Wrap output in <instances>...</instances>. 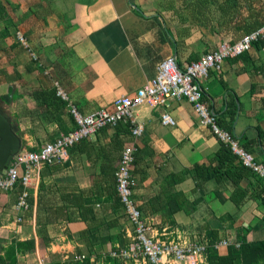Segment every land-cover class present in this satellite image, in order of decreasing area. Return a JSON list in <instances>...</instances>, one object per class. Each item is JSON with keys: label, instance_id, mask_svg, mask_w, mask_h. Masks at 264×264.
Instances as JSON below:
<instances>
[{"label": "crops", "instance_id": "0c3cea01", "mask_svg": "<svg viewBox=\"0 0 264 264\" xmlns=\"http://www.w3.org/2000/svg\"><path fill=\"white\" fill-rule=\"evenodd\" d=\"M0 1L11 19L7 27L0 16V110L15 127L21 152L38 151L73 130L72 108L81 114L111 110L116 97L134 96L164 59L174 57L184 67L253 31L256 21L264 24V0H214L225 1L219 6L212 0ZM201 84L220 128L255 162H264L258 136V129L264 133V47L253 44L226 58ZM164 112L174 125L162 124ZM133 117L143 127L139 135L129 119L122 120L74 144L67 159L34 167L28 186L0 189V261L65 264L88 258L104 264L111 257L134 264L111 254L133 235L120 199L121 205L114 201L115 173L129 145L135 147L133 199L153 237L200 240L219 255L242 241H264V177L235 168L240 155L199 123L191 103L147 99ZM224 143L234 160L220 150ZM184 169V179L170 185L169 175ZM24 190L29 206L17 210ZM168 192L185 199L173 213ZM23 241H32L31 249L18 245ZM200 264H209L207 251Z\"/></svg>", "mask_w": 264, "mask_h": 264}, {"label": "built area", "instance_id": "2783aa9c", "mask_svg": "<svg viewBox=\"0 0 264 264\" xmlns=\"http://www.w3.org/2000/svg\"><path fill=\"white\" fill-rule=\"evenodd\" d=\"M264 34V24L233 42H223L214 51L203 54L198 60L188 62L180 67L174 57L160 62L156 74L143 87L136 90L134 96L121 95L116 97L111 110H96L81 114L72 108L76 127L58 136L54 141L43 144L38 151H25L15 154L6 173H0V189L8 191L16 183L28 186L32 182V170L42 163L63 161L68 157V149L80 140L91 136L100 129L113 126L122 120H130L133 124L132 133L139 135L143 127L133 117L134 110L147 99L156 104H163L167 99L185 98L192 104L201 125L209 126L212 132L240 155L242 163L259 176L264 177V162L257 163L253 157L237 147L230 133L220 128L213 109L204 96L202 80L208 76L210 69L219 70L226 58L235 57L248 50L260 35ZM16 38L23 46L26 39L18 32ZM58 93L66 98L59 89ZM164 125H174V119L166 112L161 114ZM135 147L125 146L121 151L119 167L115 173L116 188L119 199L129 221L133 225V235L126 247L112 251L113 256L121 257L134 264H200L207 251V244L200 240L162 241L150 234L151 227L142 217L133 199L136 181L132 176ZM29 206L28 193L22 191L16 202V209ZM219 244H226L222 241Z\"/></svg>", "mask_w": 264, "mask_h": 264}, {"label": "trees", "instance_id": "16d2710c", "mask_svg": "<svg viewBox=\"0 0 264 264\" xmlns=\"http://www.w3.org/2000/svg\"><path fill=\"white\" fill-rule=\"evenodd\" d=\"M224 2L212 0V4L217 5V6H219L220 4H223ZM209 4H211V1L209 2ZM228 5H229V2H226L225 7H228ZM234 14H236V10ZM0 16L1 18L6 19L7 27H8L11 22V19L8 17V14L5 11V8L3 4L1 3V1H0ZM233 18H236V17H232V19ZM201 19L206 21L205 18H201ZM262 23L263 22L261 21H256L255 25H253L252 28L254 30L258 29L259 28L258 26H261ZM253 44H255L257 48L264 47V35L262 37H259L258 40L254 41L252 45ZM203 98H205V96H203ZM118 123H121V121ZM258 136L261 142L264 141V133L260 129H258ZM220 150L225 151L229 155L228 158H226L229 161H232L236 158L227 144L222 145ZM235 168L238 170L249 169V167L245 166L241 162L238 165L236 164ZM187 170L188 169H184L180 173H171L169 175V178H167L166 180L169 181L170 179H172V184L170 185H173L174 183L179 182L180 180L184 179L187 173ZM167 198L169 201L168 204L170 207V213L175 212L176 210L180 208V206L183 203H185V199L181 193L168 192ZM114 201L117 202L119 205H121L119 198L117 196L114 197ZM178 203H180V205ZM18 245H22L23 250H25V249H31L33 243L32 241H23L22 243H18ZM12 250H13V247H12ZM263 258H264V241L252 242V243L242 241L238 247L230 246L228 248V252L226 255H219L214 248H209L207 250V259H208L209 264H257ZM104 261H105L104 264H122L119 258L117 259V258L106 257ZM9 263L14 264V260H12V262H9ZM0 264H4V262L0 261ZM65 264H92V263L89 262L88 258H85L83 261H80V262L79 261H76V262L68 261Z\"/></svg>", "mask_w": 264, "mask_h": 264}, {"label": "water", "instance_id": "95a60500", "mask_svg": "<svg viewBox=\"0 0 264 264\" xmlns=\"http://www.w3.org/2000/svg\"><path fill=\"white\" fill-rule=\"evenodd\" d=\"M22 148L21 139L10 119L0 110V173L5 174L11 160Z\"/></svg>", "mask_w": 264, "mask_h": 264}, {"label": "rangeland", "instance_id": "374dc122", "mask_svg": "<svg viewBox=\"0 0 264 264\" xmlns=\"http://www.w3.org/2000/svg\"><path fill=\"white\" fill-rule=\"evenodd\" d=\"M16 33V32H15ZM203 81V80H202ZM185 242H187V241H185Z\"/></svg>", "mask_w": 264, "mask_h": 264}]
</instances>
